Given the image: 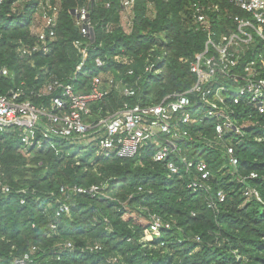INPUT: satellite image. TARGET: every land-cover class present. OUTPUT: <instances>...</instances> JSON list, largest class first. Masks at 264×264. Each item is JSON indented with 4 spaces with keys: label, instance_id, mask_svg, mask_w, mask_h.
Here are the masks:
<instances>
[{
    "label": "trees",
    "instance_id": "1",
    "mask_svg": "<svg viewBox=\"0 0 264 264\" xmlns=\"http://www.w3.org/2000/svg\"><path fill=\"white\" fill-rule=\"evenodd\" d=\"M119 1L98 0L93 6L96 40L76 82L79 89L88 91L93 76L102 72L134 87L136 95L126 97L113 89L95 107V121L125 101L155 105L187 91L195 81L189 61L205 43V35L193 30L189 15L191 3L198 0H138L127 31ZM85 2L62 0L58 40L49 54L37 55L32 62L18 48L23 41H33L37 1L0 3V94L22 87L24 96L35 103H48L49 98L40 99L36 93L51 76L68 81L80 62L72 43L83 38L71 10ZM19 3L24 8H16ZM108 24L112 25L109 33ZM98 58L104 62L102 67L96 65ZM147 66H152L150 72ZM3 67L9 70L8 76L1 74ZM238 111L239 123L250 120L256 125L245 128L243 135L227 133L225 137L235 143L239 173L259 174L247 184L258 190L260 199L247 200L243 185L228 171L221 147L205 149L197 142L189 150L190 156L200 151L209 165V195L189 188L191 177L173 175L155 161L151 144L142 146L133 158H122L98 154L94 141L88 148H73L67 140L53 136L50 142L23 153L16 128L0 131V177L12 188L9 194L0 193V264H12L31 246L38 248L37 260L53 264H105L115 255L122 257L123 264H264V115L244 105ZM196 132L212 137L211 121L196 126ZM83 147L87 150L82 151ZM93 184L105 185L107 196L73 194L68 200L71 215L56 217L62 186ZM219 189L226 199L215 214L207 199ZM136 212L145 222L132 216ZM152 214L173 223L160 238L150 239L147 233ZM68 242L73 248L66 247ZM97 242L102 251L86 249Z\"/></svg>",
    "mask_w": 264,
    "mask_h": 264
},
{
    "label": "built area",
    "instance_id": "2",
    "mask_svg": "<svg viewBox=\"0 0 264 264\" xmlns=\"http://www.w3.org/2000/svg\"><path fill=\"white\" fill-rule=\"evenodd\" d=\"M36 1L38 9L31 26L33 41H23L18 48L20 55L31 62L37 55L52 51L58 40L62 12V0ZM97 1L87 0L71 10L83 38L72 43L80 56L74 74L68 81L57 76L47 80L36 97L49 98L48 103H35L24 96L22 87L0 94V131L16 128L23 153L31 147L41 146L45 141L50 142L53 136L83 146L96 141L98 154H116L122 158H133L142 146L151 144L155 148V161L163 163L173 175L191 177L188 187L209 195L212 191L208 182L211 178L209 165L200 157V151L190 156L189 150L197 142H201L205 149L221 147L225 151L228 171L243 185L244 196L247 200L260 199L258 190L247 184L249 180L259 178V174L239 173L235 143L225 136L227 133L243 135L245 128L256 125L250 120L239 123L236 118L240 113L239 105L250 106L264 115V0L192 2L189 7L192 28L205 35L203 49L189 61L190 73L195 78L192 86L183 93L167 96L155 105L125 101L117 110L95 121V107L104 103L113 89L126 97L136 95L134 87L102 72L93 76L88 91L77 87L79 72L85 66L89 48L96 40V23L91 10ZM137 1H119L121 19L125 17L129 27L132 26V10ZM111 30L112 25L108 24L106 31L109 33ZM96 65L102 67L104 62L98 58ZM151 70L152 66L146 67V72ZM128 73L132 75L133 69H129ZM1 74L8 76L10 72L3 67ZM206 120L212 123V137L194 133V128ZM11 192V186L0 177V193ZM21 192L26 193L24 189ZM60 192L55 213L57 218L71 215L72 207L68 200L73 194L107 196L103 184L62 186ZM225 199L224 190L219 189L214 196L208 197L207 206L219 214V205ZM25 203L26 199L22 198L21 204ZM51 227L56 229V223ZM148 227L150 239L160 238L173 228V223L152 214ZM197 240L200 241V238ZM66 247L73 248V244L68 242ZM37 249L31 246L27 252L16 256L12 264H53L37 260ZM86 249L99 252L103 246L97 242L86 246ZM105 264H123V260L115 255L107 258Z\"/></svg>",
    "mask_w": 264,
    "mask_h": 264
},
{
    "label": "rangeland",
    "instance_id": "3",
    "mask_svg": "<svg viewBox=\"0 0 264 264\" xmlns=\"http://www.w3.org/2000/svg\"><path fill=\"white\" fill-rule=\"evenodd\" d=\"M19 5H22V3H19V4L16 6V8H17V7H21V9L24 8V6H19ZM16 8H15V9H16ZM151 13H152V12H151ZM127 21H128V20H125V17H123L122 24H123V26H124V28H125L126 30H129V25H128ZM101 135H102V134H101ZM67 143H69L70 145H72L73 148H74V147L76 148V147H78V146H83V145H80V144H71L70 141L67 142ZM84 146H86V147L88 148L89 145H84ZM93 146H95V147L97 148V150H98L99 147H98V143H97L96 141L94 142ZM86 147L81 148V150H82V151L87 150ZM127 216H129V214H127ZM132 216H133L134 218H136V220H138V221L145 222V219H144L143 217L139 216V214H138L137 212L134 213Z\"/></svg>",
    "mask_w": 264,
    "mask_h": 264
}]
</instances>
